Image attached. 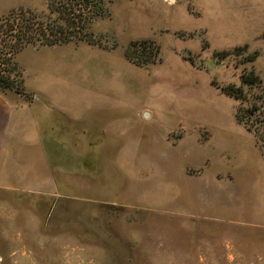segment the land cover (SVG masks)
I'll return each instance as SVG.
<instances>
[{
    "label": "rangeland",
    "instance_id": "obj_1",
    "mask_svg": "<svg viewBox=\"0 0 264 264\" xmlns=\"http://www.w3.org/2000/svg\"><path fill=\"white\" fill-rule=\"evenodd\" d=\"M104 2L105 15L79 24L86 39L17 54L20 93L27 101L74 93L80 104V95L101 92L128 128L138 107L136 128L122 132L123 142L133 140L102 146L99 162L95 149L86 155L60 139L57 165L87 170L90 183L78 179L77 193L0 189V264H18L11 237L24 217L38 219L41 237L57 239L28 243L35 264H264V22L207 43L209 34H173L179 4ZM21 9L51 18L48 0H0V16ZM227 87L241 88V98Z\"/></svg>",
    "mask_w": 264,
    "mask_h": 264
},
{
    "label": "crops",
    "instance_id": "obj_2",
    "mask_svg": "<svg viewBox=\"0 0 264 264\" xmlns=\"http://www.w3.org/2000/svg\"><path fill=\"white\" fill-rule=\"evenodd\" d=\"M151 2L182 6L184 13L176 18L177 23L171 27L175 36L178 32L184 34L181 39H194L197 33H202L210 35L206 37L207 43L228 42L234 40L236 34L247 33L251 27L253 29L258 19L264 22V0ZM98 94L80 95L81 103L75 104L74 93H59L57 97L51 93L37 94L32 101H27L22 94L0 89V189L6 192L74 194L79 192L78 179L87 180L89 184L87 170L79 174L57 165L60 162L56 149L59 140H65L64 144L75 146L81 152L84 150L86 155L95 149L93 161L105 162L106 159H101L102 146L129 144L133 137L123 142L122 132L124 129L132 132L139 121L137 107L126 121L132 126L126 127L122 110L109 105L103 93ZM55 98L58 100L55 101ZM148 112L152 118L153 112ZM85 157L82 162H87ZM63 158L61 162L68 161L69 154ZM114 160L118 161L117 156ZM37 221V218H20L18 235L13 237L10 229H3L5 236L19 243L17 253L13 250L9 255L18 259V264H35L32 259L36 262L37 251L28 243L57 241L52 234L50 238L41 237L34 229ZM5 224L16 225L9 220Z\"/></svg>",
    "mask_w": 264,
    "mask_h": 264
},
{
    "label": "trees",
    "instance_id": "obj_3",
    "mask_svg": "<svg viewBox=\"0 0 264 264\" xmlns=\"http://www.w3.org/2000/svg\"><path fill=\"white\" fill-rule=\"evenodd\" d=\"M48 8V17L51 18L46 21L42 19L43 15L23 9L0 16V89L9 88L22 94L19 83L24 80L18 70L16 56L24 48L86 39L87 33H83L82 26L87 27L94 18L108 12L104 0H48ZM81 22L82 26L79 25ZM154 43L153 40H142L140 45L144 48L150 45L154 53H157L160 49H154ZM127 56L131 58L132 54L127 52ZM152 56L154 58L155 54ZM152 59L148 57L142 60L141 65ZM241 77L243 82L248 83L257 78L256 75ZM225 91L237 99L241 98V88L227 87Z\"/></svg>",
    "mask_w": 264,
    "mask_h": 264
},
{
    "label": "water",
    "instance_id": "obj_4",
    "mask_svg": "<svg viewBox=\"0 0 264 264\" xmlns=\"http://www.w3.org/2000/svg\"><path fill=\"white\" fill-rule=\"evenodd\" d=\"M147 116H149V112L148 111H145L144 112V117H147Z\"/></svg>",
    "mask_w": 264,
    "mask_h": 264
}]
</instances>
